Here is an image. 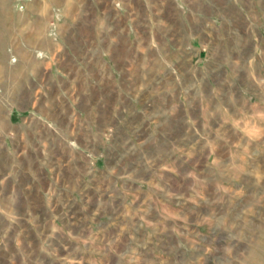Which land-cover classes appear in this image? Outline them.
Returning a JSON list of instances; mask_svg holds the SVG:
<instances>
[{
	"label": "rangeland",
	"instance_id": "374dc122",
	"mask_svg": "<svg viewBox=\"0 0 264 264\" xmlns=\"http://www.w3.org/2000/svg\"><path fill=\"white\" fill-rule=\"evenodd\" d=\"M183 4L113 37L121 86L9 119L0 264H264V0Z\"/></svg>",
	"mask_w": 264,
	"mask_h": 264
},
{
	"label": "crops",
	"instance_id": "0c3cea01",
	"mask_svg": "<svg viewBox=\"0 0 264 264\" xmlns=\"http://www.w3.org/2000/svg\"><path fill=\"white\" fill-rule=\"evenodd\" d=\"M2 1L0 96L14 100L17 98L18 103L16 108H11L10 99H0V144H7V139L14 141L13 134L9 131L14 122L11 120L21 111L31 107L32 111L38 109L34 108L37 97L44 99L41 102L44 105L50 97L74 96L75 93L77 97L87 95L88 86L97 83L98 87H105L100 82L106 79L107 71L113 80H119L121 86L122 67L118 66L115 55L105 53L106 49L113 46L111 43L114 44L117 33H130L133 29L132 18L136 16L182 17L179 12L180 8H184L182 3L186 0ZM15 1H23L24 4L16 8L13 5ZM202 1L208 7H217L222 0ZM157 2L161 10L159 14L154 12V4ZM174 9H177L176 14L170 13ZM185 23V31L192 34V43L196 44L199 39L193 34L195 31L190 29L191 22ZM180 26L178 22L177 29ZM190 38L188 35L187 42ZM63 111L69 113L68 107ZM82 114L80 110L77 123L70 124L69 127H82ZM33 116L45 121L48 125L46 127L55 132L58 128L66 127L58 118L49 117L44 120L36 114Z\"/></svg>",
	"mask_w": 264,
	"mask_h": 264
}]
</instances>
